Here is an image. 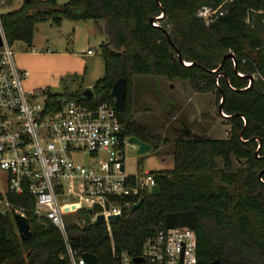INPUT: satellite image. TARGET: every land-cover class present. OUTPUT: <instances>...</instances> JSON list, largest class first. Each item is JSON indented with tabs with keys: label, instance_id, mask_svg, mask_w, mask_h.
<instances>
[{
	"label": "trees",
	"instance_id": "trees-1",
	"mask_svg": "<svg viewBox=\"0 0 264 264\" xmlns=\"http://www.w3.org/2000/svg\"><path fill=\"white\" fill-rule=\"evenodd\" d=\"M222 1L67 0L59 4L57 0H30L1 15L7 42L26 47L32 46L37 23L58 27L63 20H93L96 32L106 36L99 46L103 75L92 87L93 99L112 105V84L123 77L124 107L116 114L129 136L152 149L169 140L155 133L158 126L133 119L130 91L134 77L179 79L188 81L196 93H214L218 116L223 94L221 110L231 116L226 119L228 136L209 138L203 126H196L197 133L173 142L172 168L150 171L158 193H147L137 209L111 223L117 251L138 255L143 239L164 222L166 214L193 210L197 264L214 260L264 264V82L256 79L246 88L247 78L239 75L264 73V0H225L224 15L204 25L198 9L214 8ZM176 50L190 65L179 62ZM226 54L234 56L237 72L231 59L223 60ZM45 96L51 104L62 97ZM69 97L90 102L79 92ZM234 161L242 166L235 167ZM7 199L22 202L19 196L7 195ZM13 215V211L0 210V264H62L58 231L27 215L34 235L22 241ZM67 229L74 248L93 253L98 264L111 263V242L104 223L69 225Z\"/></svg>",
	"mask_w": 264,
	"mask_h": 264
},
{
	"label": "built area",
	"instance_id": "built-area-1",
	"mask_svg": "<svg viewBox=\"0 0 264 264\" xmlns=\"http://www.w3.org/2000/svg\"><path fill=\"white\" fill-rule=\"evenodd\" d=\"M225 2L201 6L198 18L208 26L224 15ZM6 3L0 0V171L6 189L0 194V209L52 225L62 241V264H87L83 255L91 252L72 246L67 227L96 224L100 215L111 242L110 264H197L194 230L167 229L164 222L143 239L138 255L115 249L114 221L108 218L121 217L150 194L154 175L146 170L125 172L124 149L135 146L113 104L69 96L51 104L43 92L23 89L27 72L16 67L1 23ZM251 76L264 82L261 71ZM82 153L88 162L74 159ZM7 195L19 196L22 202L12 203ZM73 214L80 220L67 221Z\"/></svg>",
	"mask_w": 264,
	"mask_h": 264
},
{
	"label": "rangeland",
	"instance_id": "rangeland-1",
	"mask_svg": "<svg viewBox=\"0 0 264 264\" xmlns=\"http://www.w3.org/2000/svg\"><path fill=\"white\" fill-rule=\"evenodd\" d=\"M4 10L19 8L24 0H8ZM67 0H57L59 4ZM106 41V36L97 33L93 20L69 21L63 20L59 27L49 22L38 23L34 27L32 46L15 42L12 44L13 59L20 71H26L27 76L22 80L25 91L57 94L67 97L74 93H81L92 88L94 83L103 75V61L100 56V44ZM93 54L88 55V49ZM183 80H167L152 76H136L132 80L130 110L135 121L158 126L161 137L166 133L169 144L160 145L144 154H137L136 147L127 145L124 149V167L126 173L137 171H163L172 168V136L166 130L173 117L183 120L193 127L203 126L209 138L224 139L230 129L228 122L218 116L216 111V96L214 93H196ZM171 84V86H170ZM193 95L194 104L198 110L194 113V123L191 124L193 114L190 113V102L184 105L188 93ZM43 94V95H45ZM185 100V101H184ZM182 104V105H181ZM186 108V109H185ZM178 125V123H174ZM75 160L88 162L84 153L76 155ZM234 166H242L234 161ZM3 172L0 171V193L5 192ZM2 212H9L0 209ZM77 214L69 217L71 221Z\"/></svg>",
	"mask_w": 264,
	"mask_h": 264
},
{
	"label": "water",
	"instance_id": "water-1",
	"mask_svg": "<svg viewBox=\"0 0 264 264\" xmlns=\"http://www.w3.org/2000/svg\"><path fill=\"white\" fill-rule=\"evenodd\" d=\"M29 1L30 0H24V2H26V3ZM160 17H162V15L155 18V19H159ZM153 22H154V19H150V23L153 24ZM176 53H177L178 60L181 64L186 65V66L190 65L189 63H185L183 60H181L177 50H176ZM224 59H231L233 62L234 70H235V72H237L236 60H235L234 56L232 54H226L223 57V60ZM218 69H219V67L216 70H213L211 72L214 73ZM219 75L220 74H217L216 78ZM239 75L247 78L248 85L246 88H248L251 85V83L254 81V79L251 75H242V74H239ZM125 94H126V81L123 77H120L112 84L111 91H110V96L113 99V105H114V108L116 110H121L124 107ZM81 95L84 99H87V100L91 99L93 97L92 88H87V89L83 90L81 92ZM222 101H223V94L221 95V99H220V102L218 105V111L222 115V117L229 119L231 116L224 115L222 110H221ZM228 134H229V131H227V135ZM129 143L136 147V149H137L136 153L137 154H144V153L152 150V147L149 144L141 141L140 139H138L135 136H130ZM259 177H260V173H259ZM157 193H158V186L155 185L151 188L150 195H156ZM141 202H142V200H139L137 203L132 205L130 207V210L133 211V210L137 209L141 205ZM88 212H91V210H88ZM108 219L110 221H116L118 219V216L113 215V216H110ZM13 220H14L19 238L22 241L30 240L34 234H33L32 227L29 224L27 218L24 216H21L20 214L15 213L13 215ZM103 220L104 219L101 215L98 216L96 219V224L103 222ZM164 224H165V227L167 229H174V228H179V227H188L191 230H194L195 229V212L193 210H189V211H184V212L168 213L165 216ZM83 257L86 260L87 264H97V259H96V256L94 254L85 253L83 255ZM133 260L135 262L140 261L137 258H134ZM211 264H221V263L219 260H214L211 262Z\"/></svg>",
	"mask_w": 264,
	"mask_h": 264
},
{
	"label": "flooded vegetation",
	"instance_id": "flooded-vegetation-1",
	"mask_svg": "<svg viewBox=\"0 0 264 264\" xmlns=\"http://www.w3.org/2000/svg\"><path fill=\"white\" fill-rule=\"evenodd\" d=\"M224 114V113H223ZM226 115V114H224ZM220 116L222 117V115L220 114ZM224 118V117H222ZM226 120V118H224ZM178 123V125H174V123ZM170 126H168V129L169 130H166V132L168 133V136H172V145H173V142L177 139V138H181V137H187V136H191L193 135L195 132L193 130V127L192 126H189L184 120L183 118H176V117H173L171 122H170ZM176 129H179L178 131ZM160 128H158L155 133L157 134V131H159ZM159 135V134H157ZM160 136V135H159ZM228 136V135H227ZM161 138H167V135L166 133L163 134V137ZM168 139V138H167ZM169 144V143H167ZM166 144V145H167ZM150 145V144H149ZM163 145V144H161ZM151 146V145H150ZM165 146V145H163ZM152 147V146H151Z\"/></svg>",
	"mask_w": 264,
	"mask_h": 264
},
{
	"label": "crops",
	"instance_id": "crops-1",
	"mask_svg": "<svg viewBox=\"0 0 264 264\" xmlns=\"http://www.w3.org/2000/svg\"><path fill=\"white\" fill-rule=\"evenodd\" d=\"M63 22V21H62ZM62 22H61V24H62ZM38 24V23H37ZM36 25V24H35ZM35 27V26H34ZM59 27V26H58ZM20 43V42H19ZM22 44V43H21ZM161 78H163V77H161ZM176 80H179V79H175V81ZM185 82H187L188 84H189V82L188 81H184V82H180V83H185ZM190 85V84H189ZM170 86H171V84H170ZM191 87V86H190ZM188 93V97H187V100L185 101V103H184V105L185 104H187L188 102H190V113L191 114H193L192 115V117L193 118H191V124L192 123H194V120H195V117H194V113L191 111V109L192 110H198L199 109V107L198 106H196L195 104H194V99L192 100V98H193V95H196V93H189V92H187ZM182 105V104H181ZM186 109V108H185ZM146 124H148V123H146ZM189 126H190V124H188ZM177 131L179 130V129H176ZM208 135V134H207ZM4 193V192H3ZM3 193H0V194H3Z\"/></svg>",
	"mask_w": 264,
	"mask_h": 264
}]
</instances>
